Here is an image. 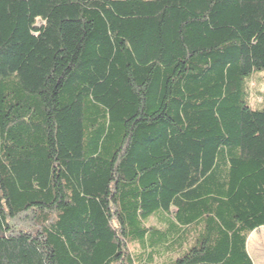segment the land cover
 <instances>
[{
  "label": "trees",
  "instance_id": "1",
  "mask_svg": "<svg viewBox=\"0 0 264 264\" xmlns=\"http://www.w3.org/2000/svg\"><path fill=\"white\" fill-rule=\"evenodd\" d=\"M264 0H0V264H253Z\"/></svg>",
  "mask_w": 264,
  "mask_h": 264
},
{
  "label": "rangeland",
  "instance_id": "2",
  "mask_svg": "<svg viewBox=\"0 0 264 264\" xmlns=\"http://www.w3.org/2000/svg\"><path fill=\"white\" fill-rule=\"evenodd\" d=\"M253 94L251 103L257 108H264V70L252 74ZM247 247L253 264H264V244H263V231L252 232L247 240ZM255 250V251H254Z\"/></svg>",
  "mask_w": 264,
  "mask_h": 264
},
{
  "label": "crops",
  "instance_id": "3",
  "mask_svg": "<svg viewBox=\"0 0 264 264\" xmlns=\"http://www.w3.org/2000/svg\"><path fill=\"white\" fill-rule=\"evenodd\" d=\"M263 231V230H262ZM255 251V250H254ZM247 252H248V255L250 256V253H249V247H247ZM251 258V256H250Z\"/></svg>",
  "mask_w": 264,
  "mask_h": 264
}]
</instances>
